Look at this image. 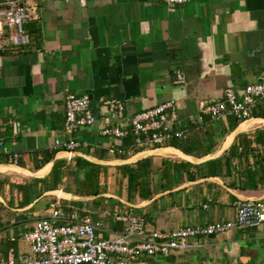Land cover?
<instances>
[{"label": "crops", "instance_id": "crops-1", "mask_svg": "<svg viewBox=\"0 0 264 264\" xmlns=\"http://www.w3.org/2000/svg\"><path fill=\"white\" fill-rule=\"evenodd\" d=\"M8 1L0 0V8ZM17 1L32 9V17L25 25L29 43L23 47L13 46L12 29L0 22V264L10 250L29 255L23 236L54 203L101 220L109 231L99 236L106 239L119 228L110 217L117 211L142 217L147 231H174L233 219L238 198L264 200L262 185L241 189L245 167L238 160L230 161L226 177L225 169L221 176L195 175L194 180L186 174L176 180L171 174L163 185L155 174L149 200L129 195L118 166L103 164L172 147L171 142L187 136L208 149L207 155L189 156L195 162L190 163L161 151L151 157L152 164L160 168L163 161L181 160L199 165L222 148L219 157L224 155L238 135L250 136L264 127L255 120L229 131L228 119L205 124L199 114L200 103L219 101L226 89L239 93L258 81L264 70V0H186L174 8L163 0ZM177 73L183 76L181 85L174 83ZM68 94L86 96L95 118L92 126L72 134L64 129ZM108 100L123 105L122 119L109 115ZM168 101L176 106L173 127L183 132L182 138L136 150L130 133L117 140L100 135L106 121L129 132L132 116ZM69 138L85 141L87 147L70 155L56 146ZM111 147L120 152L111 153ZM87 163L105 168L98 174V186L105 191L88 197L64 191L66 186L76 189ZM76 164L85 170L68 175ZM189 173L193 176L195 170ZM53 190L72 197L44 196L26 212L10 210L27 207ZM190 244L187 251L142 257L132 264H264V223Z\"/></svg>", "mask_w": 264, "mask_h": 264}, {"label": "built area", "instance_id": "built-area-1", "mask_svg": "<svg viewBox=\"0 0 264 264\" xmlns=\"http://www.w3.org/2000/svg\"><path fill=\"white\" fill-rule=\"evenodd\" d=\"M166 7L183 5L186 0H163ZM32 9L19 2L9 0L5 8H0V22L11 30L14 47L29 43L24 26L31 19ZM175 84H183L182 74H175ZM264 102V70L258 81L248 84L236 93L226 89L221 100L199 104L200 121H225L230 117L243 122L252 117L255 106ZM111 117L122 119L125 115L123 105L116 100L104 102ZM177 120L176 106L173 101L161 103L156 107L139 112L129 120L130 131L110 126L108 122L100 129V135L122 139L129 133L134 137L136 150L162 147L172 139L183 137V132L175 130ZM95 118L86 96L76 97L68 94L64 105V129L72 134L80 128L90 127ZM59 149L70 155L76 150L87 147V142L69 138L57 143ZM2 143H0V149ZM111 153L120 152L111 147ZM14 156V161L16 155ZM233 219L216 221L205 226L185 227L174 231H147L142 217L133 213L117 211L110 217L118 225L115 235L101 238L102 232L109 229L101 220L92 218L88 213L67 210L59 203L50 205L49 214L35 222L23 240L29 246V255L8 251L3 264H132L142 257H167L172 253L184 252L193 247L190 241L211 237L237 230L245 231L264 223V200L234 201Z\"/></svg>", "mask_w": 264, "mask_h": 264}, {"label": "trees", "instance_id": "trees-1", "mask_svg": "<svg viewBox=\"0 0 264 264\" xmlns=\"http://www.w3.org/2000/svg\"><path fill=\"white\" fill-rule=\"evenodd\" d=\"M24 29L25 33L29 36L28 32H26V26H24ZM251 116L264 120V102H260L255 106ZM209 121L208 118H205V124ZM238 123L239 121L233 117L228 118L229 131H233ZM186 137L185 139L171 142L170 146L191 157L200 158L207 155L208 149H204L192 140L186 139ZM254 152L255 154H253ZM231 160L242 161L245 167V173L243 175L245 176L244 179H246V184L241 185L242 190L256 188V185L264 186V127L257 128L250 136L245 134L238 135L224 155L199 165H192L181 160L174 162L166 160L163 161L162 167L157 168L152 164V158L150 157L139 160L132 165L118 166L116 170L119 173V177L126 180L129 195L137 194L140 199L149 200L154 196V189H152V187L155 174L160 176L163 185L167 183L171 174H173L176 180L180 179L182 174H186L189 180H194L195 175L198 177L203 175L205 177L221 176L222 171L225 169L224 177H226L229 174L227 168ZM78 165L79 164H76L75 171L72 173L69 172L68 175L75 176L82 169L85 170V168ZM86 165H90V167L86 169L85 178L82 181L76 182V189L71 190L66 186L63 189L64 191L74 192L81 197L97 196L105 191L98 186L99 169L105 168L89 163ZM252 166L253 169H251ZM190 168L195 170L193 176L189 173ZM6 248H8V246Z\"/></svg>", "mask_w": 264, "mask_h": 264}, {"label": "water", "instance_id": "water-1", "mask_svg": "<svg viewBox=\"0 0 264 264\" xmlns=\"http://www.w3.org/2000/svg\"><path fill=\"white\" fill-rule=\"evenodd\" d=\"M255 120H258L260 121L261 123H264V120L261 119V118H254V117H250L249 119L243 121L242 123H246V122H249V121H255ZM241 126V124L239 125V127ZM238 127V129H239ZM225 150V148H222L217 154L215 155H212L210 157H208L207 159H205V161H208V160H212V159H215L217 157H219V155L221 153H223ZM161 151H170L174 154H177L179 155L182 159L184 160H188V162L190 163H195L194 161H192V158L187 156V155H184L183 153H181L178 149H175L173 147H165V148H156V149H152V150H149V151H146L144 153H139L138 155L134 156V157H131L130 159H127V160H123V161H117L116 163L114 162H107V163H103L105 165H108V166H122V165H130L131 163H135L139 160H142V159H145V158H150L152 157L153 155L155 154H158L160 153ZM73 154V153H72ZM37 177H39L40 175H36ZM44 196H52V197H58V198H61V199H64V200H67L69 201L71 199V195H69L68 193H65L61 190H53V191H47L45 193H43L40 197H38L33 203H31L30 205H28L27 207H24V208H20V209H10L11 211H15V212H19V213H22V212H26L28 211L29 209H31L33 207V205L42 197ZM79 200H81L79 198ZM238 200L240 201H244L242 199H239ZM245 201H260V200H245ZM0 203L1 204H4V201L3 199L0 197Z\"/></svg>", "mask_w": 264, "mask_h": 264}, {"label": "rangeland", "instance_id": "rangeland-1", "mask_svg": "<svg viewBox=\"0 0 264 264\" xmlns=\"http://www.w3.org/2000/svg\"><path fill=\"white\" fill-rule=\"evenodd\" d=\"M20 227H22V225L20 224Z\"/></svg>", "mask_w": 264, "mask_h": 264}]
</instances>
